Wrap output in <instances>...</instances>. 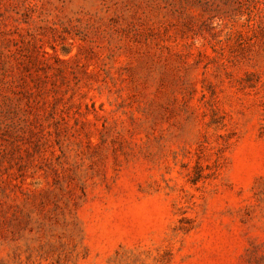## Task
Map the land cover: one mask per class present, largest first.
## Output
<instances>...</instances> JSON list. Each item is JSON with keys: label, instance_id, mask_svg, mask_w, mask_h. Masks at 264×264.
I'll list each match as a JSON object with an SVG mask.
<instances>
[{"label": "rangeland", "instance_id": "obj_1", "mask_svg": "<svg viewBox=\"0 0 264 264\" xmlns=\"http://www.w3.org/2000/svg\"><path fill=\"white\" fill-rule=\"evenodd\" d=\"M0 264H264V0H0Z\"/></svg>", "mask_w": 264, "mask_h": 264}]
</instances>
